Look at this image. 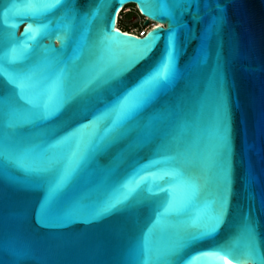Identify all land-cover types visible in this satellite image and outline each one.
<instances>
[{
	"label": "water",
	"instance_id": "1",
	"mask_svg": "<svg viewBox=\"0 0 264 264\" xmlns=\"http://www.w3.org/2000/svg\"><path fill=\"white\" fill-rule=\"evenodd\" d=\"M129 5L158 26L142 37L121 32L117 16ZM153 32L154 47L128 63L133 41ZM169 35L173 59L161 86L114 124L107 108L168 63ZM218 64L233 143L228 199L216 230L173 255L217 207ZM89 65L98 80L78 86L75 69ZM34 69L72 74L70 94L46 99V114L38 109L28 123L10 120L0 103L3 264H264V0H0V95L13 107L33 105L9 77ZM162 189L179 202L194 192L187 215L164 212L170 192ZM249 226L256 249L244 239Z\"/></svg>",
	"mask_w": 264,
	"mask_h": 264
},
{
	"label": "snow or ice",
	"instance_id": "2",
	"mask_svg": "<svg viewBox=\"0 0 264 264\" xmlns=\"http://www.w3.org/2000/svg\"><path fill=\"white\" fill-rule=\"evenodd\" d=\"M59 3L60 0H55ZM66 4L70 3L71 0H65ZM179 3H187L189 5L198 3V0H178ZM51 5H49L50 7ZM71 11V9H69ZM219 18H214V23H218ZM126 35V34H125ZM160 36L158 33H150L144 41H133L135 45L134 55L128 61L131 63L133 60H138L143 58L153 47L154 41H158ZM171 41L172 36L169 35L168 43L169 50L167 51L168 63L161 62V66L144 78L140 83L131 90L126 91L123 95L118 96L117 99L107 108L106 115L114 117L113 123H118L125 118L131 117L136 110L142 105L147 103L153 93L161 86L168 69L170 68L173 55L171 51ZM203 48V44H202ZM58 62V61H57ZM94 65H89L84 70L75 69L78 76V86L83 84H91L98 80V75L94 70ZM163 69V70H161ZM66 72L57 71L53 75L48 76L41 73L38 69L25 70L14 73L9 77L10 83L13 84L17 89H19V94L22 98L27 99L28 103L32 104V109L22 110L13 107L9 101L10 98L0 95V103L6 105V112L4 114L10 117V120L22 123L31 122L36 116V112L39 109L46 114L44 109L46 105L44 101L46 99H51L53 96L58 99H63L70 94L69 83L71 80V75H67ZM118 73H111L107 79L115 80ZM215 82V97H216V112L217 121L214 127L215 144L211 153V161L216 169L215 185H216V199L215 203L217 205L216 210L213 214L207 216L204 224L196 229L195 234H190L186 240L178 247V249L173 253L176 255L179 250L187 245L191 241L198 240L202 237H206L212 231L216 230L217 226L221 223V219L224 215L225 205L228 199V193L230 189L231 181V155L233 150V143L231 139V128L229 120V112L226 100V92L224 87V77L220 72L219 64L217 65V71L214 75ZM32 89V95L26 96V90ZM83 90V89H81ZM164 147V146H162ZM167 159V157L165 158ZM188 165L191 164L190 157L185 158ZM192 169V168H191ZM193 170V169H192ZM193 172H197L193 170ZM203 179L202 173H200ZM66 177L61 178V180L55 183L52 191L62 187ZM162 191H169L170 196L166 201V207L164 209L165 213L180 215H187V209L193 205L194 192L183 202H179L177 197L171 193V190L162 189ZM119 201L111 202L104 207H100L98 211H95V215H101L104 212L109 211L111 208L115 207L116 203ZM202 217L201 207L194 208L190 217L189 227H194L197 221ZM61 217H56L60 219ZM45 219L50 220L52 217L46 216ZM244 239L249 247L256 249L255 232L254 229L249 226L245 230ZM3 247L0 246V264H3ZM144 255L145 260L152 259L151 252L152 248L148 246L147 242L144 245Z\"/></svg>",
	"mask_w": 264,
	"mask_h": 264
},
{
	"label": "rangeland",
	"instance_id": "3",
	"mask_svg": "<svg viewBox=\"0 0 264 264\" xmlns=\"http://www.w3.org/2000/svg\"><path fill=\"white\" fill-rule=\"evenodd\" d=\"M132 6L133 5H129L128 8L122 10L121 17L119 18V25H117V28L128 26L129 32L137 33L144 28L149 29L151 26H153L152 22H148L147 25H145V18L137 15V9Z\"/></svg>",
	"mask_w": 264,
	"mask_h": 264
},
{
	"label": "trees",
	"instance_id": "4",
	"mask_svg": "<svg viewBox=\"0 0 264 264\" xmlns=\"http://www.w3.org/2000/svg\"><path fill=\"white\" fill-rule=\"evenodd\" d=\"M129 6H127V7H125V8H128ZM132 7H134V6H132ZM124 8V9H125ZM137 13V15H139L140 16V14L138 13V12H136ZM117 25H119V19L117 20ZM121 32H124V33H128V34H132V35H134L133 33H130L128 30H129V27L128 26H125V27H121V28H118Z\"/></svg>",
	"mask_w": 264,
	"mask_h": 264
},
{
	"label": "built area",
	"instance_id": "5",
	"mask_svg": "<svg viewBox=\"0 0 264 264\" xmlns=\"http://www.w3.org/2000/svg\"><path fill=\"white\" fill-rule=\"evenodd\" d=\"M121 12L119 13V16H118V19L121 17ZM148 31V28H144L142 29L141 31L137 32V33H133L135 36H138V37H142L144 36V34Z\"/></svg>",
	"mask_w": 264,
	"mask_h": 264
},
{
	"label": "bare ground",
	"instance_id": "6",
	"mask_svg": "<svg viewBox=\"0 0 264 264\" xmlns=\"http://www.w3.org/2000/svg\"><path fill=\"white\" fill-rule=\"evenodd\" d=\"M123 9H124V8H123ZM123 9H122V10H123ZM122 10H121V11H122ZM119 13H120V12H119ZM119 13H118V16H119ZM118 16H117V19H118ZM155 26H158V24H157V23H153V26H151L148 30H150L152 27H155ZM116 28H117V25H116ZM117 29H118V28H117ZM226 264H230V263L226 261Z\"/></svg>",
	"mask_w": 264,
	"mask_h": 264
},
{
	"label": "flooded vegetation",
	"instance_id": "7",
	"mask_svg": "<svg viewBox=\"0 0 264 264\" xmlns=\"http://www.w3.org/2000/svg\"><path fill=\"white\" fill-rule=\"evenodd\" d=\"M130 33H132V32H130Z\"/></svg>",
	"mask_w": 264,
	"mask_h": 264
}]
</instances>
